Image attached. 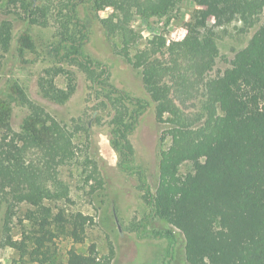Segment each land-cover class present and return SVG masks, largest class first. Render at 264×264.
<instances>
[{"label":"rangeland","instance_id":"obj_1","mask_svg":"<svg viewBox=\"0 0 264 264\" xmlns=\"http://www.w3.org/2000/svg\"><path fill=\"white\" fill-rule=\"evenodd\" d=\"M25 1L22 5L20 0H0V23L12 24L8 50L0 44V154L14 139L22 147L17 155L32 169H40L48 159L54 166L56 184L60 182L67 195L45 201L44 206L50 209L46 221L28 203L14 207L10 235L14 240L26 239L27 244L26 253L19 254L2 245L7 195L0 193V264H66L72 252L86 255L91 248L107 264H186L181 245L164 236L169 226L152 214L147 200L146 190L154 194L157 187L160 154L169 147L170 139H163L166 124L156 119V104L145 92L142 69H134L114 52L115 46L121 47L120 38L116 33L109 35L102 25V20H115L121 12L107 0L75 1L78 29L86 36L76 47L79 57L98 64V72L105 69L106 83L113 93H103L113 99L124 97L129 109L138 111L133 130L126 137L133 149L128 170L121 168L113 145L111 104H103L105 95L96 91L74 55L66 54L57 15L60 9L55 7L64 5L65 0H55L49 6L45 27L30 25L25 19L27 5L35 7L41 2ZM101 1L104 4L97 8ZM192 10L188 0H181L160 16L145 18L132 10L127 25L135 32V41L129 53L145 52L146 63L158 62L169 69L159 83L166 84L168 98L184 122L202 130L208 114L203 108L207 80L231 67L258 25L250 27L235 20L215 28L211 57L200 54L175 65L177 54L171 56L150 41L156 36L167 43L183 40ZM56 69L69 71L75 84L74 93L64 104L45 98L39 87L49 78L47 71ZM53 82L64 89L65 74L55 75ZM23 96L58 127L51 129L32 115ZM218 116L217 108L208 120ZM65 140L70 145L63 155ZM188 173H192V165L184 162L178 174ZM57 214H62V219Z\"/></svg>","mask_w":264,"mask_h":264},{"label":"trees","instance_id":"obj_2","mask_svg":"<svg viewBox=\"0 0 264 264\" xmlns=\"http://www.w3.org/2000/svg\"><path fill=\"white\" fill-rule=\"evenodd\" d=\"M20 1L22 5L26 3ZM37 1L41 3L35 7L27 5L25 19L30 25L45 27L49 6L55 0ZM75 1L65 0L64 5L63 2L55 5L60 9L57 15L66 54L74 55L75 62L98 93H113L107 86L105 69L99 68L98 72V64L78 55L76 47L86 36L78 29ZM107 1L121 12L115 20H102L106 32L116 33L120 38L121 47L115 46L114 52L134 69H142L145 92L156 104V119L166 124L163 139H170L169 147L160 154L155 192L150 194L146 190L152 214L169 226L164 236L181 245L186 264H264V0H188L193 10L183 40L167 43L163 37L156 36L150 41L171 56L177 54L174 61L177 65L179 60L200 54L211 57L215 49V28L235 20L250 27L258 25L248 45L234 57L231 67L221 76L207 80L203 108L208 114L202 130L184 122L168 98L166 84L159 83L164 71L169 69L158 62L146 63L145 52L135 56L129 53V46L135 41V32L127 25L131 11L145 18L160 16L181 0ZM103 4L104 1L97 2L96 6L100 8ZM11 30L10 21L0 23V44L4 51L9 48ZM59 73H64L67 79L64 89L53 82ZM47 76L39 84L41 93L57 104H64L75 91L71 73L56 69L53 73L47 71ZM103 94L102 99H106L102 100L103 104L106 106L109 101L113 111V145L120 155L121 168L128 170L133 149L126 137L133 130L138 111L129 109L131 105L122 96L113 99ZM23 103L51 129L58 127L55 120L25 96ZM217 108L220 116L208 120ZM10 142L7 151L0 154V193L7 195L2 245L24 254L26 239L14 240L10 235L14 207L28 203L46 221L50 209L44 206L45 201L63 199L67 194L60 182L56 184L54 166L48 159L40 169H32L17 155L22 147L14 139ZM69 145V140H65L63 155ZM184 162L191 163L192 173L181 176L178 168ZM57 216L61 218L62 214ZM66 264L107 263L91 248L86 255L72 252Z\"/></svg>","mask_w":264,"mask_h":264}]
</instances>
